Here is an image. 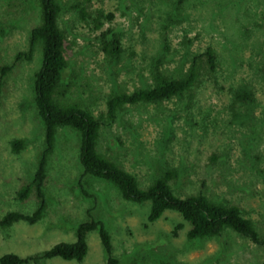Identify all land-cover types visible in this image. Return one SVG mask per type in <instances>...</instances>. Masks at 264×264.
Segmentation results:
<instances>
[{
    "label": "rangeland",
    "instance_id": "obj_1",
    "mask_svg": "<svg viewBox=\"0 0 264 264\" xmlns=\"http://www.w3.org/2000/svg\"><path fill=\"white\" fill-rule=\"evenodd\" d=\"M58 26L66 34L67 67L56 95L63 103H78L95 116L105 111L112 92L129 93L151 83L149 69L159 56L160 21L177 0H58ZM74 4L95 15L112 13L102 29L121 35L124 53L107 59L98 49L90 19L81 20ZM179 24L167 30L168 51L160 68L183 71L192 55L210 45L219 58L215 79L193 89L186 110L177 99L158 104L127 106L111 125H103L97 141L100 154L135 176L146 187L159 167H174L179 177L171 182L179 197L202 191L209 198L236 205L264 235V88L258 61L264 63V0H188ZM40 22L39 0H0V66L13 62L28 46L30 30ZM259 49L262 52H259ZM36 45L30 61L18 62L3 79L0 94V217L7 211L30 213L33 193L23 201L15 196L27 184L44 146V128L36 114L33 75L40 66ZM175 72V73H176ZM173 73V74H175ZM246 84L255 93V118L230 122L229 88ZM168 134L171 136L169 138ZM24 139L18 153L10 140ZM78 133L57 127L47 160L44 191L46 211L34 224L13 223L0 231V256L27 257L53 244L74 240V228L89 216L101 220L119 264H264V246L233 231L220 237L189 240V224L165 211L153 222L146 219L148 202L123 200L108 182L82 175ZM217 155L208 175L209 154ZM83 189L85 191H83ZM182 227L174 234V228ZM87 251L81 262L54 257L40 264H106L96 231L86 235Z\"/></svg>",
    "mask_w": 264,
    "mask_h": 264
},
{
    "label": "trees",
    "instance_id": "obj_2",
    "mask_svg": "<svg viewBox=\"0 0 264 264\" xmlns=\"http://www.w3.org/2000/svg\"><path fill=\"white\" fill-rule=\"evenodd\" d=\"M186 1L188 0L172 2L170 7L168 6V9L172 10L167 12L166 19L160 21V57L152 59L153 64L149 69L150 85L139 87L129 93H110L105 101V111L95 116L89 109L78 103H63L56 98V95L63 96L65 93L64 90L59 91L58 87L61 75L67 67L69 51L66 34L57 23L62 7L58 0H39L40 22L30 30L27 49L17 52L12 63L0 66L1 94L3 79L7 73L12 71L18 62L30 61L35 46L39 45L41 59L40 66L33 75V101L36 114L44 128V146L31 180L21 186L15 196L18 201H23L33 193L37 203L30 213L5 212L0 217V231L19 221L34 224L44 216L46 166L54 146L55 130L57 127H68L78 133L77 160L81 174L108 182L125 201L136 204L148 202L146 216L148 222L155 221L165 211H173L189 224L190 227L186 231V237L189 240L217 238L225 230H230L247 238L255 245L264 246V235L257 231L253 222L245 218L236 205L209 198L202 191L184 197L177 196L172 189L171 182L179 177L178 168L160 166L150 183L142 187L133 174L125 171L97 150L101 126L114 123L118 113L125 107L138 104H158L174 98L182 102V106L188 110L194 98L193 89L204 80L215 79L219 58L210 45L201 52L193 54L183 71L174 70L173 73H176L170 74L160 68L164 59L163 55L169 49L167 30L169 26L179 24L184 20L181 17V9ZM71 8L78 12L81 20L90 19L94 29L99 31L97 42L100 53L110 60L120 59L124 53L120 33L113 28L102 29L104 21L112 19V13L96 10L95 15L92 16L85 12L80 4H74ZM5 34V30L0 27V39ZM259 52L262 50L259 49ZM258 62L260 64L259 77L263 81L264 88V63ZM228 92L230 94L228 101L230 122L243 124L253 120L255 118L254 109L257 107L254 90L249 85L238 84L230 86ZM168 136L171 139L169 134ZM24 143L22 138L11 139V152L18 153L24 147ZM216 160L215 153L209 154V162L204 167L207 175ZM181 227V223L177 224L173 233L175 234ZM90 231H96L100 238L106 254V264H119L118 258L111 254L110 236L105 224L91 216L76 225L73 241L57 242L48 249L27 257L6 253L0 256V264H40L54 257L81 262L87 251L86 235Z\"/></svg>",
    "mask_w": 264,
    "mask_h": 264
}]
</instances>
